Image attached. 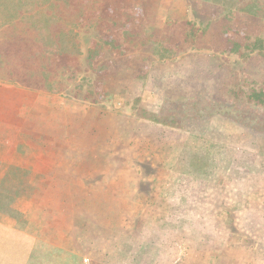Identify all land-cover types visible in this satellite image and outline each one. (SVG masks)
<instances>
[{
    "label": "rangeland",
    "instance_id": "rangeland-1",
    "mask_svg": "<svg viewBox=\"0 0 264 264\" xmlns=\"http://www.w3.org/2000/svg\"><path fill=\"white\" fill-rule=\"evenodd\" d=\"M219 2L119 23L126 49L102 51V72L81 30L80 86L51 95L62 113L37 146L63 176L0 212V264H264V0Z\"/></svg>",
    "mask_w": 264,
    "mask_h": 264
},
{
    "label": "trees",
    "instance_id": "trees-1",
    "mask_svg": "<svg viewBox=\"0 0 264 264\" xmlns=\"http://www.w3.org/2000/svg\"><path fill=\"white\" fill-rule=\"evenodd\" d=\"M198 1L214 6L220 3V0L190 2ZM150 3L152 0H0V72H5L3 78L50 96L60 95L65 82L77 89L81 73V30L91 28L97 32L99 39L92 40L86 63L90 71L102 72L104 65L99 67L102 51L119 56L126 49L119 23H130L137 18L138 22L148 24L154 15ZM227 31L232 32L230 27ZM139 39L144 44L152 43L149 36ZM87 91L89 94L84 99L92 95L91 90ZM187 161L193 164V159ZM189 173L200 177L207 172L195 167ZM37 182L38 177L15 166L9 167L7 175L0 176L2 218L26 214L31 188Z\"/></svg>",
    "mask_w": 264,
    "mask_h": 264
},
{
    "label": "crops",
    "instance_id": "crops-1",
    "mask_svg": "<svg viewBox=\"0 0 264 264\" xmlns=\"http://www.w3.org/2000/svg\"><path fill=\"white\" fill-rule=\"evenodd\" d=\"M190 1L188 0V7H190ZM177 2L178 0H152L149 6L153 7V10L157 8L160 21L167 23L172 15L178 14L173 12ZM184 15L187 17L186 14ZM62 103L59 100L57 102L56 96L52 98L49 94L25 88L19 84L2 83L0 87L1 177L8 174L10 166L11 169L15 166L17 170L31 173L39 178H45L48 175L63 176L62 171L56 172L57 169L60 170L58 162L63 161V154L47 155L37 147L41 142H45L40 139L51 136L49 134L48 137L46 127L53 123L51 113L61 115ZM51 129L52 127L49 130ZM40 205L46 206L39 202V209H41ZM7 229L0 224V235L6 234ZM13 231L16 233L15 230ZM8 234L14 235L12 232Z\"/></svg>",
    "mask_w": 264,
    "mask_h": 264
},
{
    "label": "built area",
    "instance_id": "built-area-1",
    "mask_svg": "<svg viewBox=\"0 0 264 264\" xmlns=\"http://www.w3.org/2000/svg\"><path fill=\"white\" fill-rule=\"evenodd\" d=\"M1 86H2V83H1V81H0V87H1ZM84 261H85L86 264H89V260H88V259H85Z\"/></svg>",
    "mask_w": 264,
    "mask_h": 264
}]
</instances>
